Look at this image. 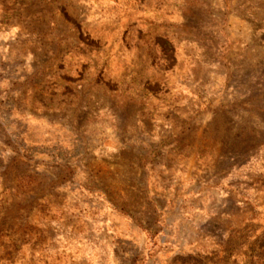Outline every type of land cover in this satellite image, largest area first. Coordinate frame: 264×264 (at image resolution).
I'll return each mask as SVG.
<instances>
[{
  "label": "rangeland",
  "instance_id": "rangeland-1",
  "mask_svg": "<svg viewBox=\"0 0 264 264\" xmlns=\"http://www.w3.org/2000/svg\"><path fill=\"white\" fill-rule=\"evenodd\" d=\"M0 264H264V0H0Z\"/></svg>",
  "mask_w": 264,
  "mask_h": 264
}]
</instances>
